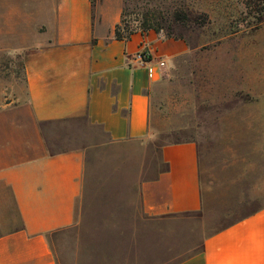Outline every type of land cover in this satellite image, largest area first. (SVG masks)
I'll list each match as a JSON object with an SVG mask.
<instances>
[{
	"label": "rangeland",
	"instance_id": "obj_1",
	"mask_svg": "<svg viewBox=\"0 0 264 264\" xmlns=\"http://www.w3.org/2000/svg\"><path fill=\"white\" fill-rule=\"evenodd\" d=\"M53 3L0 0V101L12 96L8 86L24 84L23 55L39 42ZM123 17L138 31L151 18L157 33L185 39L190 51L152 87L145 138L114 142L87 127L94 140L76 220L50 236L61 264H174L206 235L264 206V93L246 79L247 69L250 80L264 75V19L257 24L264 0H123ZM182 140L197 145L200 208L150 216L141 183L164 168L162 146ZM7 201L0 202V233L15 218Z\"/></svg>",
	"mask_w": 264,
	"mask_h": 264
},
{
	"label": "crops",
	"instance_id": "obj_2",
	"mask_svg": "<svg viewBox=\"0 0 264 264\" xmlns=\"http://www.w3.org/2000/svg\"><path fill=\"white\" fill-rule=\"evenodd\" d=\"M111 1L48 4L40 40L23 55L24 84L8 86L12 96L0 101V185L8 193L0 202L8 198L15 217L0 233V264H61L50 236L76 220L86 149L94 140L87 127L100 128L114 142L145 138L152 87L190 51L185 39L152 29L116 38L123 0ZM142 48L150 52L147 63L136 57ZM247 71V82L264 93V75L253 70L250 80ZM160 158L164 168L140 186L144 212L197 211L196 142L165 143ZM175 264H264V206L206 235Z\"/></svg>",
	"mask_w": 264,
	"mask_h": 264
},
{
	"label": "trees",
	"instance_id": "obj_3",
	"mask_svg": "<svg viewBox=\"0 0 264 264\" xmlns=\"http://www.w3.org/2000/svg\"><path fill=\"white\" fill-rule=\"evenodd\" d=\"M264 19V17H259L257 18V24L260 23L262 20ZM257 24L254 25V27H257ZM125 27H127L126 30ZM154 29L157 32H160L161 27L156 26L155 23L151 20V18L147 17L141 24V31H147V30H151ZM137 29L131 28L129 30L128 25L124 22V17L121 19V21L116 25L115 27V37L119 38V39H129L132 34H134L135 32H137ZM180 38V37H179ZM173 142H179V141H173ZM195 212V211H194ZM191 213V212H189ZM181 214H187V213H181ZM174 215H179V214H172V215H167V216H174ZM162 217V216H161ZM233 223V222H232ZM202 243V242H201ZM201 245V244H200ZM200 247V246H199ZM189 256V255H188ZM187 256V257H188ZM186 258V257H185ZM184 259V258H183ZM181 259V260H183ZM179 260V261H181ZM178 261V262H179ZM177 263V262H176ZM175 264V263H174Z\"/></svg>",
	"mask_w": 264,
	"mask_h": 264
},
{
	"label": "built area",
	"instance_id": "obj_4",
	"mask_svg": "<svg viewBox=\"0 0 264 264\" xmlns=\"http://www.w3.org/2000/svg\"><path fill=\"white\" fill-rule=\"evenodd\" d=\"M136 57L142 62L147 63L150 59V52L145 48L139 50L136 54ZM165 62L164 60H159V66L164 68ZM164 75V72L161 73V77Z\"/></svg>",
	"mask_w": 264,
	"mask_h": 264
}]
</instances>
